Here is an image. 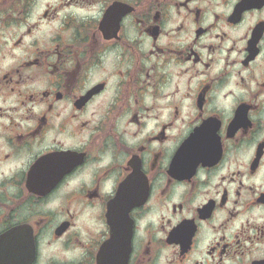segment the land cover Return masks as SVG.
Returning <instances> with one entry per match:
<instances>
[{
    "label": "flooded vegetation",
    "instance_id": "af4514ba",
    "mask_svg": "<svg viewBox=\"0 0 264 264\" xmlns=\"http://www.w3.org/2000/svg\"><path fill=\"white\" fill-rule=\"evenodd\" d=\"M0 264H264V0H0Z\"/></svg>",
    "mask_w": 264,
    "mask_h": 264
}]
</instances>
